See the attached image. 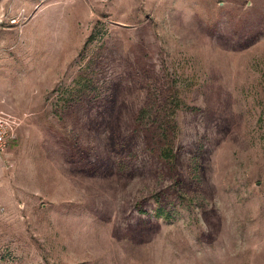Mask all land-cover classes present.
<instances>
[{
  "label": "rangeland",
  "instance_id": "374dc122",
  "mask_svg": "<svg viewBox=\"0 0 264 264\" xmlns=\"http://www.w3.org/2000/svg\"><path fill=\"white\" fill-rule=\"evenodd\" d=\"M0 264H264V0H0Z\"/></svg>",
  "mask_w": 264,
  "mask_h": 264
},
{
  "label": "built area",
  "instance_id": "2783aa9c",
  "mask_svg": "<svg viewBox=\"0 0 264 264\" xmlns=\"http://www.w3.org/2000/svg\"><path fill=\"white\" fill-rule=\"evenodd\" d=\"M12 120L2 112H0V155L5 150L7 144L8 132L11 127Z\"/></svg>",
  "mask_w": 264,
  "mask_h": 264
}]
</instances>
